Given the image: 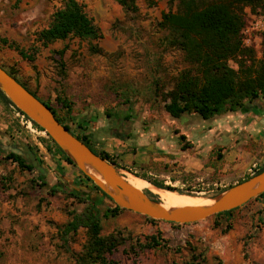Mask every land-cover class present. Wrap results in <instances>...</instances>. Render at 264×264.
<instances>
[{"label": "rangeland", "instance_id": "obj_1", "mask_svg": "<svg viewBox=\"0 0 264 264\" xmlns=\"http://www.w3.org/2000/svg\"><path fill=\"white\" fill-rule=\"evenodd\" d=\"M79 1L100 27L102 38L70 36L40 47L31 61L10 45L33 53L40 46L36 41L38 31L49 25L62 0H0V64L50 103L75 132L88 136L96 150L115 159L125 177L141 180L143 190L161 202L162 194L169 190L174 196L208 203L264 166L253 168L237 182L202 171L169 174V178L188 179L190 184L183 186L165 182L169 178L162 175L175 166L170 162L155 164L153 160L146 163L132 158L139 147L153 155L157 139L179 131L164 108V98L182 72H194L196 67L184 51L167 43L168 31L159 22L163 13L177 11L181 0H132L134 10H128L120 0ZM242 13L245 24L241 38L251 52L238 59L257 67L264 62V5H243ZM93 45L101 51H94ZM230 65L238 68L235 59ZM59 97L69 101L70 110ZM127 114L130 116L125 119ZM200 120L205 122L202 117ZM22 144L30 147L45 169L48 185H43L38 168L23 169L6 158L10 150L2 145L25 151ZM48 144L52 145L45 130L22 123L12 106L0 97V264H75L67 247L82 252L87 230L81 227L71 233L65 247L60 227L71 219V211L80 212L87 204L64 192L49 194V187L55 183L62 189L69 187L94 196L103 205H113L94 188L93 180L89 181L60 153L50 151ZM63 161L67 165L65 173L58 170ZM147 178L182 192L159 188ZM130 211L102 219L103 235L118 232L127 238L113 255L121 264L186 260L194 264H264V198L250 200L231 216H211L192 223L151 221L144 214ZM229 224L232 228L225 231ZM154 234L160 245L144 249L140 243Z\"/></svg>", "mask_w": 264, "mask_h": 264}, {"label": "trees", "instance_id": "obj_2", "mask_svg": "<svg viewBox=\"0 0 264 264\" xmlns=\"http://www.w3.org/2000/svg\"><path fill=\"white\" fill-rule=\"evenodd\" d=\"M120 2L128 10L135 8L132 0H120ZM246 4L253 7L262 6L264 0H181L177 11L170 10L163 13L159 25L168 31L167 43L171 47L184 51L186 59L196 67L194 72L193 70L182 72L174 88L166 93L164 108L171 117L176 119L185 114H198L202 118L208 119L223 112L236 111L246 103L264 96V62L255 67L254 64L248 65L245 60L238 59L239 56L244 57L248 52H251L250 49L243 46L241 38V31L245 24L242 8ZM70 36L93 40L100 39L103 36L100 27L95 23L94 18L89 15L86 5L79 0H62V6L53 13L49 25L38 31L36 41L40 46L35 47L33 53H27L14 43L10 46L16 48L23 57L33 61L36 53L40 51V47H48L52 43L65 40ZM93 48L96 52L101 51L99 47L94 45ZM234 59L237 61V69L230 65V61ZM0 65L6 69L5 66ZM7 71L16 77L13 71ZM21 83L29 89L26 84ZM29 90L39 98L34 91ZM0 97L6 104L15 106L1 89ZM39 99L42 100V98ZM58 100L67 110H70L71 105L66 98L59 97ZM43 102L49 106L47 101ZM124 104L128 103L125 102ZM49 107L56 115L57 112L54 107ZM128 116L130 115L127 114L125 119H128ZM56 117L95 153L118 167L120 166L107 152L96 150L88 136L71 130L62 118L58 115ZM33 123L37 128L44 131V128L34 121ZM181 138L184 139L185 135H181ZM49 139L52 143L51 146L48 144L49 150L60 153L65 161L76 166L73 160L50 136ZM186 145L184 144L183 147L186 148ZM6 158L12 159L23 169L33 170L37 168L25 157L24 152L19 153L10 150ZM263 169L264 166L254 174ZM81 173L93 182L87 174L82 171ZM45 174L40 171L42 183L46 186L48 183ZM58 175L63 176L61 173H58ZM250 176L252 175L245 179ZM126 179L135 187L143 190V187L134 180L128 177ZM147 179L159 188L178 190L170 185H165L162 181ZM241 181L243 180L239 182ZM93 186L104 197L108 198L113 205H103L96 197L69 187L62 189L58 182L48 189V193L51 195L64 192L79 202L87 204L80 212L71 211V219L61 225L60 231L65 247L68 244V236L83 227L87 230L88 240L82 252H76L67 247V251L74 258L75 264H121L113 255L119 246L125 244L127 238L118 232L103 235L102 219L117 216L126 209L115 204L95 183H93ZM258 198H264V192L253 199ZM247 203L213 216H231ZM146 218L157 221V219L148 216ZM228 228H232L231 224L227 226L225 231ZM140 244L144 249L155 248L160 245V241L157 235L154 234L145 243ZM172 264H194V262L186 260L182 263L173 262Z\"/></svg>", "mask_w": 264, "mask_h": 264}, {"label": "water", "instance_id": "obj_3", "mask_svg": "<svg viewBox=\"0 0 264 264\" xmlns=\"http://www.w3.org/2000/svg\"><path fill=\"white\" fill-rule=\"evenodd\" d=\"M0 89L12 103L28 115L63 149L74 164L86 173L115 204L154 219L176 223H192L207 219L217 213L244 205L264 192V169L238 182L213 198V203L167 208L158 199L132 185L120 168L95 153L87 144L62 124L52 109L27 89L16 77L0 65ZM25 151L13 145L5 149L23 153L42 173L34 153L26 144ZM149 149L151 147H148Z\"/></svg>", "mask_w": 264, "mask_h": 264}, {"label": "crops", "instance_id": "obj_4", "mask_svg": "<svg viewBox=\"0 0 264 264\" xmlns=\"http://www.w3.org/2000/svg\"><path fill=\"white\" fill-rule=\"evenodd\" d=\"M200 118L198 114L173 118L178 132L157 139L153 155L139 147L132 158L146 163L153 160L155 164L158 161L164 164L170 162L175 166L170 168L167 175H162L168 178L169 174L202 171L235 182L243 179L253 168L264 165V96L236 111L202 118L205 122ZM181 135H185V138H181ZM184 144L190 146L184 148ZM66 167L63 161L58 170L65 173ZM165 182L183 186L190 184L188 179L179 176Z\"/></svg>", "mask_w": 264, "mask_h": 264}, {"label": "bare ground", "instance_id": "obj_5", "mask_svg": "<svg viewBox=\"0 0 264 264\" xmlns=\"http://www.w3.org/2000/svg\"><path fill=\"white\" fill-rule=\"evenodd\" d=\"M132 180H134L135 182H137L139 185H141L143 187V183L141 182V180L132 177V176H126ZM165 193V194H164ZM164 193L162 194V203L164 206H166L167 208H172V207H178V206H185V205H203V204H211L213 203L214 200L210 201V202H198L195 201L185 195H180V196H174L172 192L168 191H164Z\"/></svg>", "mask_w": 264, "mask_h": 264}, {"label": "built area", "instance_id": "obj_6", "mask_svg": "<svg viewBox=\"0 0 264 264\" xmlns=\"http://www.w3.org/2000/svg\"><path fill=\"white\" fill-rule=\"evenodd\" d=\"M11 106L14 109L16 116L20 118L22 123L27 124L28 127H32L34 125L33 120L30 117H28L26 113H24L22 110H20L19 108L13 105Z\"/></svg>", "mask_w": 264, "mask_h": 264}, {"label": "flooded vegetation", "instance_id": "obj_7", "mask_svg": "<svg viewBox=\"0 0 264 264\" xmlns=\"http://www.w3.org/2000/svg\"><path fill=\"white\" fill-rule=\"evenodd\" d=\"M19 80V79H18ZM21 81V80H20ZM22 82V81H21ZM24 83V82H23ZM25 84V83H24ZM29 88V87H28ZM30 89V88H29ZM40 98V97H39ZM43 101H45L44 99H42ZM48 105L49 106H51V104L50 103H48ZM57 115V114H56ZM65 124H67L68 125V127L71 129V130H73L72 128H71V125L69 124V122H64ZM77 134V133H76Z\"/></svg>", "mask_w": 264, "mask_h": 264}]
</instances>
